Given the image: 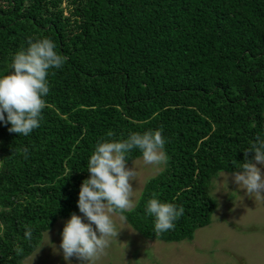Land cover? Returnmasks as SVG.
I'll use <instances>...</instances> for the list:
<instances>
[{
    "label": "trees",
    "instance_id": "trees-1",
    "mask_svg": "<svg viewBox=\"0 0 264 264\" xmlns=\"http://www.w3.org/2000/svg\"><path fill=\"white\" fill-rule=\"evenodd\" d=\"M45 37L67 61L50 70L40 127L18 136L0 122V264H21L79 213L98 140L150 129H162L166 166L124 215L146 238L191 240L216 208L212 179L264 137V0H0V76ZM154 193L183 206L174 230L154 232Z\"/></svg>",
    "mask_w": 264,
    "mask_h": 264
},
{
    "label": "clouds",
    "instance_id": "clouds-1",
    "mask_svg": "<svg viewBox=\"0 0 264 264\" xmlns=\"http://www.w3.org/2000/svg\"><path fill=\"white\" fill-rule=\"evenodd\" d=\"M56 49L51 38L35 41L29 38L28 46L14 53L10 72L0 76V122L11 125L10 133L28 136L40 127L46 107L43 97L50 91V70L62 69L67 61ZM107 135L112 137L113 133ZM165 143L162 129L132 132L119 141L104 138L97 141L87 162L90 176L83 180L79 191L78 208L83 216L73 213L61 233L59 248L67 264H71L73 257L81 264H97L106 254L111 240L121 230L116 228L113 216L125 220L124 213L134 208L131 182L137 181L138 173L134 166L127 167L129 153L139 150L145 165L159 166L167 161ZM250 152L255 153L252 159H249ZM243 153L244 160L236 167L238 170L225 173L226 183L231 175L233 182L249 197L264 199V172L257 166H264V137L257 135ZM184 211L183 206L162 202L155 193L145 203L146 214L154 218L156 234L174 230L175 222ZM25 237L31 240L30 227ZM16 252L19 255L22 249L17 248Z\"/></svg>",
    "mask_w": 264,
    "mask_h": 264
},
{
    "label": "rangeland",
    "instance_id": "rangeland-1",
    "mask_svg": "<svg viewBox=\"0 0 264 264\" xmlns=\"http://www.w3.org/2000/svg\"><path fill=\"white\" fill-rule=\"evenodd\" d=\"M133 166L138 173L137 181L131 182L135 206L145 182L163 170L166 163L145 165L140 156L127 162V167ZM257 166L264 172V166ZM225 173L233 172L221 171L210 183V193L216 201L211 222L197 228L191 240L149 239L126 219L114 215L116 228L121 230L97 264H264V199L249 197L231 175L226 183ZM77 215L83 216L80 212ZM70 218L57 219L21 264H67L59 246L63 227ZM71 264L81 262L73 257Z\"/></svg>",
    "mask_w": 264,
    "mask_h": 264
}]
</instances>
